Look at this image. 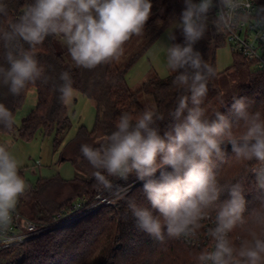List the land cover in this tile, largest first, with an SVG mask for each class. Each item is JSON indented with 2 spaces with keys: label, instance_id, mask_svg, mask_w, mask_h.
Segmentation results:
<instances>
[{
  "label": "clouds",
  "instance_id": "9594fccd",
  "mask_svg": "<svg viewBox=\"0 0 264 264\" xmlns=\"http://www.w3.org/2000/svg\"><path fill=\"white\" fill-rule=\"evenodd\" d=\"M217 3L214 26L218 32L264 28V6L253 10L252 0ZM184 4L178 25L184 43L165 48L166 68L171 73L183 70L175 75L173 85L190 93L178 96L176 107L169 112L175 123L161 136L156 125L164 119L163 113L154 107L135 116L125 112L99 147L85 143L80 152L95 169L92 177L97 192L107 191L122 199L127 189L110 178L127 180L135 173L144 182L143 190L159 215L129 200L128 207L139 229L161 241L166 229L169 238L185 246L198 245L202 235L211 238L212 248L196 254L197 264H264V197L259 208L245 217L241 185L235 184L229 189L231 198L215 207L223 189L214 171L215 159L222 158L223 146L230 144L236 163L254 173L257 187L264 190V118L259 112L249 113L244 99L232 105L238 121H242L236 126L218 109L209 113L201 107L217 70L194 45L204 37L208 13L217 5L214 0H184ZM151 9V0H34L26 4L17 19L0 28L8 65H0V85L14 97L37 81L46 85L49 77L35 49L48 37L61 38L77 68L92 70L118 60L125 43L144 33ZM8 15V4L0 0V17ZM258 35L261 33L254 38ZM170 38L174 40L175 36ZM60 81L58 99L67 105L74 92L70 73L62 72ZM15 124L13 112L0 102V126L11 131ZM158 170L160 177L155 179ZM29 190L30 185L20 175V162L9 148L0 145L3 246L15 242V237L9 235L10 227L20 199Z\"/></svg>",
  "mask_w": 264,
  "mask_h": 264
},
{
  "label": "trees",
  "instance_id": "16d2710c",
  "mask_svg": "<svg viewBox=\"0 0 264 264\" xmlns=\"http://www.w3.org/2000/svg\"><path fill=\"white\" fill-rule=\"evenodd\" d=\"M5 2L8 4L9 15L0 17V28L7 27L9 21L17 19L22 14L24 6L33 3L34 0H5ZM193 2L199 3L200 0ZM151 3V15L146 22L144 33L152 29L157 31L148 45L173 24L176 25L174 43L183 44L184 37L178 25L185 8L184 0H151ZM261 6H264V0L261 1ZM135 38L136 36H133L125 43L123 55ZM57 39L58 37H48L35 49V55L45 67L46 75L49 77L46 85L40 81L29 84L21 95L16 97L8 92L7 87L0 85V102L13 112L14 117L25 104L30 89L34 88L37 92L36 108L22 119L20 126L15 124L11 131L0 126V137L11 135L15 131L19 139L26 142L32 141L39 131L44 137L53 136V147L54 150L60 149L61 160L72 163L88 177L76 178L72 181L59 179L61 186L69 187L70 195L53 208H49L46 203L38 202L34 208L33 219L39 222H49L56 212L69 210L74 200H85L90 203L96 202L97 197L111 196L107 191L97 192L92 177L95 169L84 159L80 147L85 143L99 147L104 138L115 130L116 121L121 114L128 112L135 116L142 112L144 107L138 99L139 93L152 95L155 109L164 114V119L158 121L156 125L161 136L175 123L169 112L176 107L177 97L190 95L173 85L175 75L182 72V69L167 77L155 76L136 92L130 89L126 81V71L147 47L138 52L126 68H121L119 65L123 55L118 60L103 64L101 73L88 83L87 69L68 68L63 54L58 52ZM226 41V33L218 32L212 23L208 25L204 37L194 45V49L201 53L206 62L216 68L217 50ZM0 65L8 66L4 60L2 42H0ZM244 68L249 69L247 81L236 85L233 95L227 100L222 91V73L217 71L216 76L209 82L207 95L201 105L209 113L213 109H218L234 126L242 124L232 109L237 99H244L249 113L259 112L264 118V69L255 68L241 54L234 53V63L226 73H239ZM65 71L72 77L74 91L94 100L96 106L93 128L89 130L80 127L75 136L66 143L64 137L72 127V120L68 106L59 101V93L56 91L62 83L60 74ZM186 114L185 112L184 115ZM223 147L224 156L214 161V171L223 189L215 202V207L231 198L229 189L232 185L240 184L246 202L244 216L248 217L253 210L259 208L264 190L257 187L254 173L236 163L231 145L227 144ZM253 163L255 162H249V167ZM165 170L171 171V168L165 166ZM20 175L22 176L21 173ZM159 177L160 170L153 178L159 179ZM110 179L123 188L131 186L124 194V198L117 199L113 205L98 206L92 213L72 225L51 230L32 241L1 251L0 264H197L195 256L203 249L185 246L182 242L169 238L166 229L164 240L161 241L137 227L136 218L128 207L129 200H134L137 205L147 208L153 215L159 213L152 208L143 190L144 182L140 181L135 173L130 174L127 180ZM32 192L37 194L35 189H32ZM22 201L21 198L17 205L19 210H22Z\"/></svg>",
  "mask_w": 264,
  "mask_h": 264
},
{
  "label": "rangeland",
  "instance_id": "374dc122",
  "mask_svg": "<svg viewBox=\"0 0 264 264\" xmlns=\"http://www.w3.org/2000/svg\"><path fill=\"white\" fill-rule=\"evenodd\" d=\"M216 19L213 8L208 13L207 24L211 25ZM176 25H171L166 28L159 37H156L151 44L148 45L151 38L156 34V29L143 33L141 36H136L126 53L119 61L121 68H126L131 59L144 48L145 51L138 57L135 63L126 71V81L130 89L134 92L141 89L145 82L155 76L167 77L172 75L165 65L166 51L165 48L174 43L170 37L175 35ZM56 46L58 52L62 53L68 68L73 69L76 66L68 55L67 47L62 43L61 38L57 39ZM234 63V53L228 41L217 50L216 54V68L221 75L222 91L224 98L227 100L234 93V88L239 83H245L249 74V69L244 68L239 73H226ZM103 64L92 70H87L88 83L94 76H98L102 71ZM34 90L29 92L26 102L21 110L16 115L17 126L21 125L23 114L35 102ZM77 98L76 104L70 110V117L72 120V127L64 137V143L72 139L80 127L92 129L95 124L96 106L95 101L83 97L77 92H73ZM73 99V97H72ZM138 99L146 108H155V100L152 95L145 92L138 94ZM0 145L9 148L13 155L20 162V173L30 185V190L22 197L21 209L29 218L33 219L35 205L39 203H46L49 208L64 201L70 195L68 186H61L59 179L64 181H72L76 178H88L72 163L61 160L60 149L54 150L53 136L44 137L43 133L39 131L36 137L26 142L19 139L17 131L11 135H2L0 137ZM131 186L125 187L130 190ZM32 189H35L33 194ZM127 193V192H126ZM110 205H113L117 200L114 196L107 197ZM74 200L72 203L77 202ZM109 205V204H108ZM18 207V206H17ZM63 210L56 212L55 215L67 212ZM34 220V219H33ZM36 221V220H35Z\"/></svg>",
  "mask_w": 264,
  "mask_h": 264
},
{
  "label": "built area",
  "instance_id": "2783aa9c",
  "mask_svg": "<svg viewBox=\"0 0 264 264\" xmlns=\"http://www.w3.org/2000/svg\"><path fill=\"white\" fill-rule=\"evenodd\" d=\"M261 1L262 0H252L253 10L261 6ZM214 5H217L213 7L215 16H217L219 11L217 0H214ZM225 33L233 53L241 54L245 57L247 62L252 63L255 68L264 69V28L249 27L239 29L234 33ZM257 33H261V35H258L255 39L254 35ZM95 201L96 202L88 203L85 200H78L77 202L72 203L67 212L55 215L49 222L35 221L22 213L17 207L9 231V235L15 237V242L7 246L0 244V252L16 245L32 241L51 230H57L72 225L92 213L98 206L110 204L108 198L97 197ZM193 246L203 250L211 249V238L202 235L199 244Z\"/></svg>",
  "mask_w": 264,
  "mask_h": 264
},
{
  "label": "crops",
  "instance_id": "0c3cea01",
  "mask_svg": "<svg viewBox=\"0 0 264 264\" xmlns=\"http://www.w3.org/2000/svg\"><path fill=\"white\" fill-rule=\"evenodd\" d=\"M31 90H34V99H35V102L34 103H32V105L28 108V110L23 114V118L24 117H26L30 112H32L35 108H36V106H37V92H36V90L34 89V88H32V89H30V91L29 92H31ZM29 92H28V94H29ZM76 94H77V92L78 91H74ZM79 94H81L83 97H86L84 94H82V93H80V92H78ZM76 95L75 94H73V99H71V102L69 103V104H67V106H68V108H69V112H70V110H71V108H72V106H74V104H76V102H77V98L75 97ZM86 98H88V97H86ZM90 99V98H89ZM92 100V99H91ZM22 118V119H23ZM22 122V121H21Z\"/></svg>",
  "mask_w": 264,
  "mask_h": 264
}]
</instances>
